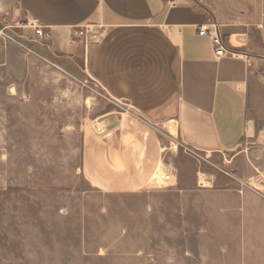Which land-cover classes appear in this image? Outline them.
<instances>
[{
    "label": "rangeland",
    "instance_id": "obj_1",
    "mask_svg": "<svg viewBox=\"0 0 264 264\" xmlns=\"http://www.w3.org/2000/svg\"><path fill=\"white\" fill-rule=\"evenodd\" d=\"M209 1L242 19L260 12L258 0ZM23 23L0 35V264H264V122L212 154L157 126L154 179L102 191L81 171V142L106 131L113 102Z\"/></svg>",
    "mask_w": 264,
    "mask_h": 264
},
{
    "label": "crops",
    "instance_id": "obj_2",
    "mask_svg": "<svg viewBox=\"0 0 264 264\" xmlns=\"http://www.w3.org/2000/svg\"><path fill=\"white\" fill-rule=\"evenodd\" d=\"M257 7L255 18L242 19L209 0H0V19H37L50 32L41 41L47 57L142 115L113 104L106 131H89L81 142V171L91 185L127 193L162 167L157 126L212 154L242 146L264 122V0ZM212 23L233 54L216 56L211 38L198 33Z\"/></svg>",
    "mask_w": 264,
    "mask_h": 264
},
{
    "label": "built area",
    "instance_id": "obj_3",
    "mask_svg": "<svg viewBox=\"0 0 264 264\" xmlns=\"http://www.w3.org/2000/svg\"><path fill=\"white\" fill-rule=\"evenodd\" d=\"M1 20L4 23V28L0 29V35H5V36L9 37V35L4 32V29L9 27V26H11V25H9V21L8 20H6L4 18H1ZM13 21L19 22V21H16V20H13ZM22 26L26 27V28L33 29L35 35L38 38H40L41 40H46V39H48L50 37V32L46 31L44 29L43 25H41V23H39V21H37V19H34V18L27 19L22 24ZM209 26L210 27L207 28V25H205V24L200 25L199 29H198V33L200 35H208L211 38L212 43L215 45V54H216V56H222V55H226V54H229V55L233 54V52L226 51L224 49L223 43H222V38H221L219 32L216 29V25L212 23ZM83 33H84L83 30H79L76 33V35L77 36L78 35L81 36V35H83ZM111 101L113 102L114 105H116L120 110L124 111L125 113L134 114L140 120H144V118L142 117L141 114L133 113L131 105H129L125 101L120 100V99H111ZM186 149H188L189 152H191L193 154H197L195 151H193L192 149H190L187 146H186Z\"/></svg>",
    "mask_w": 264,
    "mask_h": 264
}]
</instances>
